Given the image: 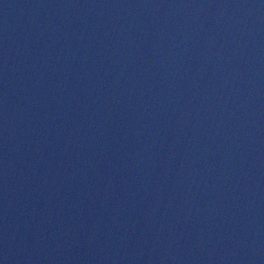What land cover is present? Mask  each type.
<instances>
[{
    "label": "water",
    "instance_id": "water-1",
    "mask_svg": "<svg viewBox=\"0 0 264 264\" xmlns=\"http://www.w3.org/2000/svg\"><path fill=\"white\" fill-rule=\"evenodd\" d=\"M0 264H264V0H0Z\"/></svg>",
    "mask_w": 264,
    "mask_h": 264
}]
</instances>
